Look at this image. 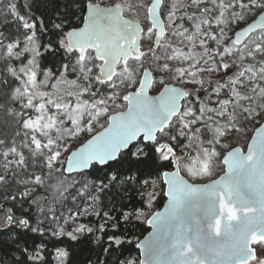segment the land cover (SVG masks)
Masks as SVG:
<instances>
[{
  "label": "snow or ice",
  "instance_id": "obj_1",
  "mask_svg": "<svg viewBox=\"0 0 264 264\" xmlns=\"http://www.w3.org/2000/svg\"><path fill=\"white\" fill-rule=\"evenodd\" d=\"M0 264H264V0H0Z\"/></svg>",
  "mask_w": 264,
  "mask_h": 264
}]
</instances>
